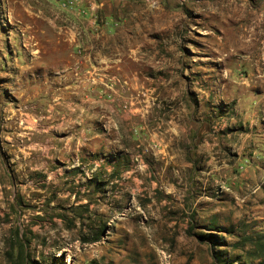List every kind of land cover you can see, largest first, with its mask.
I'll list each match as a JSON object with an SVG mask.
<instances>
[{
    "label": "rangeland",
    "instance_id": "obj_1",
    "mask_svg": "<svg viewBox=\"0 0 264 264\" xmlns=\"http://www.w3.org/2000/svg\"><path fill=\"white\" fill-rule=\"evenodd\" d=\"M263 55L264 0H0V98L146 93L168 136L71 169L2 152L0 264H216L212 225L238 264L264 233Z\"/></svg>",
    "mask_w": 264,
    "mask_h": 264
},
{
    "label": "crops",
    "instance_id": "obj_2",
    "mask_svg": "<svg viewBox=\"0 0 264 264\" xmlns=\"http://www.w3.org/2000/svg\"><path fill=\"white\" fill-rule=\"evenodd\" d=\"M116 92L114 100L94 94L80 100L83 106L80 117L73 112L69 96L62 101H56L59 99L56 98V102L47 108L41 104L42 111L36 114H29L21 105L16 107L0 98V156L4 152L10 160H22L29 158L34 151L43 163H73L68 167L71 169L78 160V152L84 158V149L93 156L98 155L95 150L100 147L105 157L118 158L127 147L136 148L135 152L142 154L154 151L168 136L157 132V122L151 116L154 111L152 96L138 95L132 98L129 109L122 110V99L118 97L119 91ZM74 105L78 106V103ZM172 118L170 116L168 125L179 126V121ZM172 132L179 135L178 129Z\"/></svg>",
    "mask_w": 264,
    "mask_h": 264
},
{
    "label": "trees",
    "instance_id": "obj_3",
    "mask_svg": "<svg viewBox=\"0 0 264 264\" xmlns=\"http://www.w3.org/2000/svg\"><path fill=\"white\" fill-rule=\"evenodd\" d=\"M220 229L221 228L217 225H212L207 230L212 231L213 233H200L198 234V238L201 242L210 246L212 257L216 264H231L232 261L228 262L226 260L224 250H219V247L225 246V241L222 236L218 237L214 232H221ZM98 239L99 235L95 234V236L91 238V242H97ZM88 241L89 240H84L86 243H88ZM242 241V245H251V250L245 252L242 260L238 259V264H264V233L255 234L253 236H244ZM14 264H18V262H14Z\"/></svg>",
    "mask_w": 264,
    "mask_h": 264
},
{
    "label": "built area",
    "instance_id": "obj_4",
    "mask_svg": "<svg viewBox=\"0 0 264 264\" xmlns=\"http://www.w3.org/2000/svg\"><path fill=\"white\" fill-rule=\"evenodd\" d=\"M120 107H121L122 110H127L128 109L127 103L122 104Z\"/></svg>",
    "mask_w": 264,
    "mask_h": 264
},
{
    "label": "bare ground",
    "instance_id": "obj_5",
    "mask_svg": "<svg viewBox=\"0 0 264 264\" xmlns=\"http://www.w3.org/2000/svg\"><path fill=\"white\" fill-rule=\"evenodd\" d=\"M263 57H264V55H263ZM260 78V77H259ZM258 79V78H257ZM259 80V79H258ZM257 81V80H256ZM264 80H262V82H263ZM259 82V81H258Z\"/></svg>",
    "mask_w": 264,
    "mask_h": 264
}]
</instances>
